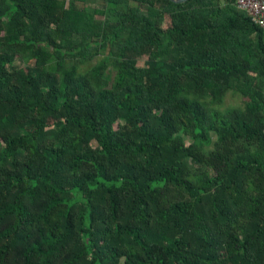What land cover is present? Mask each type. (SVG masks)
<instances>
[{"label":"trees","instance_id":"obj_1","mask_svg":"<svg viewBox=\"0 0 264 264\" xmlns=\"http://www.w3.org/2000/svg\"><path fill=\"white\" fill-rule=\"evenodd\" d=\"M237 1L0 0V264H264V28Z\"/></svg>","mask_w":264,"mask_h":264},{"label":"built area","instance_id":"obj_2","mask_svg":"<svg viewBox=\"0 0 264 264\" xmlns=\"http://www.w3.org/2000/svg\"><path fill=\"white\" fill-rule=\"evenodd\" d=\"M237 6L250 14L253 21L264 28V0H238Z\"/></svg>","mask_w":264,"mask_h":264},{"label":"rangeland","instance_id":"obj_3","mask_svg":"<svg viewBox=\"0 0 264 264\" xmlns=\"http://www.w3.org/2000/svg\"><path fill=\"white\" fill-rule=\"evenodd\" d=\"M146 60H147V56H144L140 61H139V66L141 67H144L145 66V63H146ZM242 99L239 97V96H233L232 94L229 95V97L227 98L226 100V103L225 105L223 106V108H226V107H235V106H239L242 104Z\"/></svg>","mask_w":264,"mask_h":264},{"label":"water","instance_id":"obj_4","mask_svg":"<svg viewBox=\"0 0 264 264\" xmlns=\"http://www.w3.org/2000/svg\"><path fill=\"white\" fill-rule=\"evenodd\" d=\"M172 1H174L176 3H179V4H182V3H185V2H187L189 0H172Z\"/></svg>","mask_w":264,"mask_h":264}]
</instances>
